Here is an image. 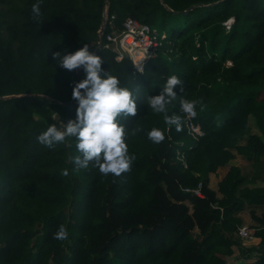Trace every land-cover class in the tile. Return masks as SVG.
<instances>
[{
	"label": "trees",
	"instance_id": "1",
	"mask_svg": "<svg viewBox=\"0 0 264 264\" xmlns=\"http://www.w3.org/2000/svg\"><path fill=\"white\" fill-rule=\"evenodd\" d=\"M18 1L9 19L0 8V264H225L241 246L238 212L264 206V184H245L238 166L217 191L208 186L231 149L253 162L264 156L249 124L251 116L264 135V0L108 1L118 27L128 16L160 32L171 27L159 47L167 56L157 51L142 72L128 57L89 46L138 96L136 116L120 118L135 159L119 176L91 163L76 168L74 141L47 148L36 139L48 123L74 119L77 105L63 102H77L71 88L85 73L56 65L52 53L92 43L106 0H43L37 21L35 0ZM173 74L183 81L177 94L199 102L193 120L203 134L191 137L183 120L155 144L146 132L165 124L147 96ZM179 108L174 102L169 114L184 117ZM199 182L203 197L183 190ZM251 214L264 245V211ZM61 224L65 240L54 238ZM244 264H264V253Z\"/></svg>",
	"mask_w": 264,
	"mask_h": 264
},
{
	"label": "clouds",
	"instance_id": "2",
	"mask_svg": "<svg viewBox=\"0 0 264 264\" xmlns=\"http://www.w3.org/2000/svg\"><path fill=\"white\" fill-rule=\"evenodd\" d=\"M42 2L43 0H35L31 4L33 21H37L42 15ZM233 20L234 18L228 23ZM52 56L56 65L69 71L82 68L85 75L74 82L71 88V97L77 101L74 119H69L66 123L60 120L48 123L46 129L36 136L37 141L47 148H53L66 140L74 141L79 154L71 159L76 168H88L91 163L104 175L119 176L128 171L135 156L129 152L126 142L129 133L120 118L136 116L138 96L132 89L122 86L117 75L102 69V57L89 51L86 43L78 50L56 51ZM182 84L181 78L173 74L166 79L159 94L147 96V105L153 113L163 115L165 124L164 128L153 126L147 130V138L155 144L165 140V133L173 126L178 132L182 130L185 117L176 112L169 114V108L174 102L178 101L186 117L194 118L197 115L196 106L199 102L181 97L174 90L178 86L181 92ZM141 131L142 127L134 130ZM63 174L68 175V169H64ZM67 237L68 230L61 224L54 233V238L65 240Z\"/></svg>",
	"mask_w": 264,
	"mask_h": 264
},
{
	"label": "built area",
	"instance_id": "3",
	"mask_svg": "<svg viewBox=\"0 0 264 264\" xmlns=\"http://www.w3.org/2000/svg\"><path fill=\"white\" fill-rule=\"evenodd\" d=\"M230 20L225 23L228 28L231 24L228 23ZM165 38L166 33L164 31L159 32L156 27H151L130 16L126 17L118 27L115 23L114 14H109L108 2H106L102 11V21L96 31V39L89 46L94 45L97 48L109 49L115 54L117 61L128 57L133 62L134 70L142 72L144 64L150 58L156 56ZM135 58L140 59L136 61ZM180 112L183 113L181 109ZM184 117L187 133L193 138L201 136L203 131L194 122L193 118H188L185 114ZM180 158H182V155H180ZM183 190L197 197L204 196L201 182L194 187H184ZM235 234L243 241L253 239L252 230L246 224L237 226Z\"/></svg>",
	"mask_w": 264,
	"mask_h": 264
},
{
	"label": "crops",
	"instance_id": "4",
	"mask_svg": "<svg viewBox=\"0 0 264 264\" xmlns=\"http://www.w3.org/2000/svg\"><path fill=\"white\" fill-rule=\"evenodd\" d=\"M234 151L236 152V150ZM242 156V154H239L237 152L233 153V157L225 165L218 167L215 172L210 173L208 178V186L211 189L217 191L219 181L225 176L230 166H238L241 169L242 174H244L247 178L245 184L248 182L249 185H260L256 184L255 181H260L259 178L261 177L263 182V174H260V172L258 173L255 168L248 166V161H242ZM218 196H220V193H218ZM251 210H254L255 214L259 216L264 211V206L256 208H249L245 206L243 210L238 212V216L241 218V224L248 225L254 233L255 229L257 228V221H255V219L252 217ZM235 236L241 242V246L232 247V254L225 256V264H230L231 259L229 258H231V256H235V252L239 248L241 250L238 252L242 253V256L239 259H232L231 264H243L245 262H252L255 261L260 254L264 253V245L260 242L261 238L259 236L253 234V239L251 241H243L236 234ZM243 246L245 247L243 248Z\"/></svg>",
	"mask_w": 264,
	"mask_h": 264
},
{
	"label": "rangeland",
	"instance_id": "5",
	"mask_svg": "<svg viewBox=\"0 0 264 264\" xmlns=\"http://www.w3.org/2000/svg\"><path fill=\"white\" fill-rule=\"evenodd\" d=\"M20 3L18 0H4L3 2L0 3V8L2 10V13L9 19L10 16L12 15L13 13V7L15 6H18ZM156 28H158V31L160 32V27L159 25H156ZM170 23L164 27V32L166 34L169 33L170 31ZM158 55L162 58H165L167 56V53L162 51L161 49L158 50ZM249 124H250V127H251V131L250 133H255L257 135H259L262 140L264 141V135L261 133V130L259 128V126L257 125L256 123V120L250 116L249 118ZM231 152L233 153H236L234 150L231 149ZM242 158V161L244 162H247L248 166H251L252 168H255L257 170V172L260 174H263L262 176H264V156H262L259 161H251L249 159H247L244 155L241 157ZM260 181H255L256 184H260V185H263L264 184V181L262 182V179L261 177L259 178ZM263 183V184H262ZM259 186V185H257ZM190 206V205H189ZM253 233V231H252ZM254 234V233H253ZM252 240V239H251ZM245 246H243L244 248ZM241 249L239 248L238 250H236L235 252V256H231V261H230V264L232 263V259L235 260V259H239L241 256H242V253H239L238 251H240ZM235 257V258H234ZM244 264V263H243Z\"/></svg>",
	"mask_w": 264,
	"mask_h": 264
},
{
	"label": "water",
	"instance_id": "6",
	"mask_svg": "<svg viewBox=\"0 0 264 264\" xmlns=\"http://www.w3.org/2000/svg\"><path fill=\"white\" fill-rule=\"evenodd\" d=\"M109 0H106V2H108ZM161 1V0H160ZM192 9V7H190V8H188V9H186V10H183V11H181L180 13L181 14H186L189 10H191ZM83 45H80V46H78V47H76V49L75 50H78L80 47H82ZM89 46V45H88ZM76 72H77V74H79L80 73V68L78 67V68H76ZM63 105H65V106H74V105H77V102H63Z\"/></svg>",
	"mask_w": 264,
	"mask_h": 264
},
{
	"label": "bare ground",
	"instance_id": "7",
	"mask_svg": "<svg viewBox=\"0 0 264 264\" xmlns=\"http://www.w3.org/2000/svg\"><path fill=\"white\" fill-rule=\"evenodd\" d=\"M140 58H135L136 61H138Z\"/></svg>",
	"mask_w": 264,
	"mask_h": 264
}]
</instances>
